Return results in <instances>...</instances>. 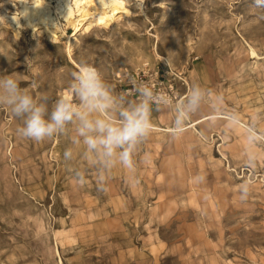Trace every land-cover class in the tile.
I'll list each match as a JSON object with an SVG mask.
<instances>
[{
  "label": "rangeland",
  "instance_id": "obj_1",
  "mask_svg": "<svg viewBox=\"0 0 264 264\" xmlns=\"http://www.w3.org/2000/svg\"><path fill=\"white\" fill-rule=\"evenodd\" d=\"M123 1L128 13L109 24L78 30L59 17L64 34L52 35L23 21L16 32L8 17L18 2L0 0V77L47 96L50 109L69 95L82 58L129 99L137 96L121 76L146 65L167 100L152 113L134 170L117 164L102 184L83 144H73L74 126L33 141L0 106V264H264V8L252 0ZM197 82L212 95L173 139L159 128L172 127L178 101ZM222 112L240 123L231 127ZM249 127L261 136L251 146ZM251 153L256 164L246 167Z\"/></svg>",
  "mask_w": 264,
  "mask_h": 264
},
{
  "label": "clouds",
  "instance_id": "obj_2",
  "mask_svg": "<svg viewBox=\"0 0 264 264\" xmlns=\"http://www.w3.org/2000/svg\"><path fill=\"white\" fill-rule=\"evenodd\" d=\"M252 6L264 8V0H252ZM79 63V70L71 73L69 95L57 99L51 109L47 96L34 97L12 76L0 77V106L7 107L14 117L22 121L17 134L33 141L66 134L69 125L74 126L73 144H83L84 155L97 168L98 180L102 184L106 173L117 164L134 170V155L153 131L152 113L159 111L167 100L143 82L134 83L136 99H129L124 92L117 94L99 68L91 65L86 58ZM211 95L212 92L198 82L192 84L187 95L178 101L171 138L184 133L186 123L199 112L205 98ZM222 102L223 96L216 93L215 103L219 105ZM228 122L231 127L237 126L240 123L238 114H231ZM246 139L251 146L261 136L249 127ZM63 157L65 161H70L72 150H65ZM246 160V167L254 166L256 154H246ZM74 178L78 183L84 182V174L78 170L74 171ZM250 190L251 181L240 185L242 202L247 200Z\"/></svg>",
  "mask_w": 264,
  "mask_h": 264
},
{
  "label": "bare ground",
  "instance_id": "obj_3",
  "mask_svg": "<svg viewBox=\"0 0 264 264\" xmlns=\"http://www.w3.org/2000/svg\"><path fill=\"white\" fill-rule=\"evenodd\" d=\"M16 11L8 17L10 25L19 32L22 21L25 27L35 31L41 28L47 34H64L59 17L65 25H73L75 29L87 30L94 23L109 24L128 13L123 0H17ZM75 8V9H74ZM217 114H219L217 112ZM222 114V113H220ZM213 118L216 114H212ZM229 120L228 114H222Z\"/></svg>",
  "mask_w": 264,
  "mask_h": 264
},
{
  "label": "built area",
  "instance_id": "obj_4",
  "mask_svg": "<svg viewBox=\"0 0 264 264\" xmlns=\"http://www.w3.org/2000/svg\"><path fill=\"white\" fill-rule=\"evenodd\" d=\"M145 67L146 65H144L143 67L137 70L131 71V72L125 71L121 76V80L128 81L127 82V85L129 86L128 91H131L132 94L134 95H136L134 83L143 82L147 85L150 84L151 87H153L154 89V86L158 85V83L160 82L158 79V76H153V74H148V76H146L147 71Z\"/></svg>",
  "mask_w": 264,
  "mask_h": 264
},
{
  "label": "crops",
  "instance_id": "obj_5",
  "mask_svg": "<svg viewBox=\"0 0 264 264\" xmlns=\"http://www.w3.org/2000/svg\"><path fill=\"white\" fill-rule=\"evenodd\" d=\"M216 112L217 111H214V112H208V113H206V115H211V114H216ZM220 112V111H219ZM222 113H224V112H222ZM228 114V113H227ZM246 124V123H245ZM188 125H189V123L187 122L186 123V125H185V127H188ZM155 128V127H154ZM160 130H162L163 132H168L169 131V129H171V127H169V128H159Z\"/></svg>",
  "mask_w": 264,
  "mask_h": 264
}]
</instances>
